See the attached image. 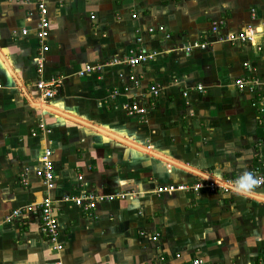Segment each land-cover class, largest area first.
<instances>
[{
  "label": "crops",
  "instance_id": "crops-1",
  "mask_svg": "<svg viewBox=\"0 0 264 264\" xmlns=\"http://www.w3.org/2000/svg\"><path fill=\"white\" fill-rule=\"evenodd\" d=\"M46 8L48 51L38 74L35 0H0V264H264V202L234 192L157 194L159 186L206 177L31 104L41 102L34 87L39 79L65 77L45 105L211 179L263 174L264 38L188 54L174 49L212 40L214 22L223 35L264 27V0H46ZM130 50L161 54L132 69L109 65L76 75L85 65L122 60ZM237 79L257 85L238 90ZM133 101L147 113L129 115L124 107ZM40 123L49 133L38 131ZM44 149L51 151L52 199L133 193L97 204L91 216L71 203L54 205L59 251L40 233L37 217L5 221L45 195L35 175ZM253 192L264 196V187Z\"/></svg>",
  "mask_w": 264,
  "mask_h": 264
},
{
  "label": "built area",
  "instance_id": "built-area-1",
  "mask_svg": "<svg viewBox=\"0 0 264 264\" xmlns=\"http://www.w3.org/2000/svg\"><path fill=\"white\" fill-rule=\"evenodd\" d=\"M35 6L38 15V22L35 27V37L40 45L39 52L37 56L34 58L36 63V71L38 74H42L44 68L45 57L44 54L48 51V46L45 44V40L48 37V29L49 22L47 20V8H46V0H35ZM253 13V12H252ZM253 15V14H252ZM134 17V16H132ZM92 18V17H91ZM220 23L214 22L211 26V34H214V38L210 41L203 42H194L188 44L186 46H181L174 51L184 52L188 54L193 50H205L211 45L219 44V43H244L248 42L251 44H257L258 38H264V27L263 26H248L240 32L236 33H227L220 34L219 31ZM158 30L162 31L163 27H159ZM148 32H153V29H148ZM28 31L26 29L21 30L22 35H27ZM166 38H169V35H166ZM137 42H140V38H137ZM161 52H143L142 50H130L128 52V56L122 60H112L102 65H85L77 72V76H84L88 74H92L98 72L102 69V67L109 65H119L124 64L130 69L136 67L137 65L149 62L154 60L157 56H159ZM245 66L247 64H244ZM65 77H55L50 78L45 81L39 79L34 87L38 93V99L41 100L42 103L46 104L48 101L52 100L59 92ZM130 80H133L136 84L135 78L133 76L129 77ZM234 85L238 90H243L246 87L252 91L254 86L257 85V82L246 81L243 79H237L234 81ZM1 88V86H0ZM198 91L202 90V86H197ZM126 90V88L124 89ZM148 93L152 96V98H156L158 96L159 90L155 85H151L148 87ZM115 94V92H114ZM186 92L184 93V96ZM151 107L154 106V101L150 104ZM125 110L129 115H145L147 113L146 108L141 107L135 101L131 104L126 105ZM38 131L42 133H49L44 124L40 123L38 125ZM36 132L33 131L32 135H35ZM51 151L49 149H44L43 154L39 159V166L35 169V175L41 179V182L46 190L45 195L36 203L30 204L18 209L12 210V212L5 218L7 223H11L14 219L19 217H29L35 216L39 219V231L45 236L48 242L52 245V248L55 251L61 250V245L57 243V220L53 215L54 205L57 203H71L77 207H79L86 215L91 216V211L96 207L97 204L113 201L115 199L126 200L132 196L133 193L128 192H114V193H105V194H79L76 196L65 195L61 196L59 199H52L50 197L49 192L54 187V176H53V165L50 160ZM238 177H227V178H202L191 185H168V186H159L156 188L155 192L157 194L161 193H172L175 191L182 192H198L200 190H207L210 192L220 191L222 193H229L231 191V187L233 182ZM257 179V185L253 190L257 188L264 187V173L257 175L255 177ZM81 179V177H78ZM22 183L25 184V179L22 178ZM252 190V191H253ZM141 235H144L141 233ZM158 234H153L149 237L152 242L158 240ZM178 257V255L176 256ZM187 264H210L201 259H195Z\"/></svg>",
  "mask_w": 264,
  "mask_h": 264
},
{
  "label": "bare ground",
  "instance_id": "bare-ground-1",
  "mask_svg": "<svg viewBox=\"0 0 264 264\" xmlns=\"http://www.w3.org/2000/svg\"><path fill=\"white\" fill-rule=\"evenodd\" d=\"M1 61H3V60H1ZM3 62H4V65H5L6 69L10 73L12 70L10 69L9 64L7 62H5V60ZM31 104L34 107L41 108L43 110H48L50 112H53V113L57 114L58 116H61V117L66 118V119H69V120H71L73 122H77V123L81 124L82 126L91 128V129L95 130L96 132H98L99 134H101V135H103V136H105L107 138L122 142V143L126 144L127 146H130L131 148H134V149L139 150L141 152L150 154V155L154 156L155 158H159V159L167 162L170 165L176 166V167L181 168V169H185V170H187V171H189V172H191L193 174L200 175V176L208 178V176H205L202 173H199V172L195 171L194 169H191L188 166H184L182 163H179L176 160H173V159L168 158V157L167 158L166 157H162L161 155L158 154V152L156 153V152H154L152 150H149L148 148L142 147L141 145H138V144L134 143V141L132 142L130 140H127V139L121 137V135H118V134H116V133H114V132H112V131H110L108 129H105L103 127L95 126V125H93V124H91L89 122H86V121H84L82 119H79V118L73 116L72 114L64 112V111H62V110H60V109H58V108H56L54 106L45 105L44 103L40 102L39 100L38 101L37 100H31ZM245 195H247V196H249L251 198H254V199L258 200V201L264 202V196L256 195V194H254V192L253 193H247Z\"/></svg>",
  "mask_w": 264,
  "mask_h": 264
},
{
  "label": "clouds",
  "instance_id": "clouds-1",
  "mask_svg": "<svg viewBox=\"0 0 264 264\" xmlns=\"http://www.w3.org/2000/svg\"><path fill=\"white\" fill-rule=\"evenodd\" d=\"M256 185L257 179L254 175L249 171H245L233 182L231 191L237 195H245L250 193Z\"/></svg>",
  "mask_w": 264,
  "mask_h": 264
},
{
  "label": "rangeland",
  "instance_id": "rangeland-1",
  "mask_svg": "<svg viewBox=\"0 0 264 264\" xmlns=\"http://www.w3.org/2000/svg\"><path fill=\"white\" fill-rule=\"evenodd\" d=\"M0 259H2V258H0ZM1 261V260H0Z\"/></svg>",
  "mask_w": 264,
  "mask_h": 264
}]
</instances>
